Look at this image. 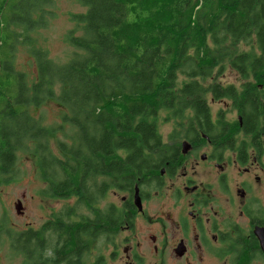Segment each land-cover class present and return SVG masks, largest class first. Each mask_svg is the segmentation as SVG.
<instances>
[{"label":"trees","instance_id":"16d2710c","mask_svg":"<svg viewBox=\"0 0 264 264\" xmlns=\"http://www.w3.org/2000/svg\"><path fill=\"white\" fill-rule=\"evenodd\" d=\"M78 1L86 11L72 15L67 39L73 57L59 64L32 47V80L16 68V46L32 45L31 33L47 25L53 0H0V175L12 172L18 153L28 151L38 156L53 195L76 194L77 183L89 181L94 185L85 192L102 198L112 175L115 188L132 192L153 161L167 156L160 111L175 126L210 120L208 95L231 101L241 117L235 132L252 142L264 135V0ZM15 26L25 29L23 41ZM226 64L239 85L219 81ZM51 101L69 110L65 119L76 128L73 142L60 145L62 158L50 152L48 129L31 112ZM201 129L219 133L209 121ZM59 171L62 179L55 177Z\"/></svg>","mask_w":264,"mask_h":264},{"label":"flooded vegetation","instance_id":"af4514ba","mask_svg":"<svg viewBox=\"0 0 264 264\" xmlns=\"http://www.w3.org/2000/svg\"><path fill=\"white\" fill-rule=\"evenodd\" d=\"M218 114L183 120L168 141L162 135L167 156L153 161L132 192L106 176L112 183L102 198L124 193L120 206L102 207L98 193L88 203L84 188L92 183L79 181L77 193L62 198L76 196L89 212H64L29 228L30 264H264V135L240 141ZM208 121L219 133L202 132Z\"/></svg>","mask_w":264,"mask_h":264},{"label":"rangeland","instance_id":"374dc122","mask_svg":"<svg viewBox=\"0 0 264 264\" xmlns=\"http://www.w3.org/2000/svg\"><path fill=\"white\" fill-rule=\"evenodd\" d=\"M51 5L52 14L47 16V27L36 28L32 33L30 32L32 45L25 43L16 46V68L27 73L32 80L36 76L35 62L30 54L32 47L44 49L48 56L59 64L68 62L76 51L75 46L67 39V34L75 26L72 15L85 12L86 8L78 0H53ZM13 30L17 32L19 41H23L25 29L15 26ZM77 33H80L79 29H77ZM180 78H183V75H180ZM219 81L224 85L232 83L239 85L240 83L237 74L230 69L229 64H226L225 73L219 78ZM207 101L211 107L212 115L216 116L218 112H224L233 133H237L234 125L239 120V113L232 106L231 101L213 100L210 95H208ZM31 112L48 129L47 142L45 140L44 142L50 152L56 157L62 158L61 143H72L71 136L76 133L74 125L65 119L69 115V110L63 109L51 101L41 107L32 108ZM172 120L173 118H169L167 111H160L159 131L165 141H168L167 136L176 130L175 122ZM237 134L240 141L246 139L242 131ZM30 148L34 151V144L30 145ZM41 166L36 154L28 151L19 152L12 172L0 175V264H30L26 250L27 248L30 251V240L26 234L29 228L41 229L46 220L64 212H89L86 207L87 203L80 204L76 196L65 199L53 195L51 184L44 177ZM52 168L53 170L49 169L47 172H53L54 166ZM59 172L60 174H56L55 177L62 179L64 174ZM101 179H98V182H101ZM94 193L96 191L89 192L92 195ZM119 193L111 192L105 198H101V206L104 207L109 202H116L120 206L125 194ZM19 201L22 203L21 212L16 207ZM47 236L48 234H44V238ZM107 264L120 263L119 261L114 263L108 259Z\"/></svg>","mask_w":264,"mask_h":264},{"label":"water","instance_id":"95a60500","mask_svg":"<svg viewBox=\"0 0 264 264\" xmlns=\"http://www.w3.org/2000/svg\"><path fill=\"white\" fill-rule=\"evenodd\" d=\"M240 120H241V117H240ZM187 147H188V144L186 142H184V150H186ZM138 192H139V188L137 187L136 199H137L138 206L141 208V201L139 199ZM139 201H140V203H139ZM16 207H17L18 211L21 212V210H22V203H21V201L18 202V204L16 205Z\"/></svg>","mask_w":264,"mask_h":264}]
</instances>
